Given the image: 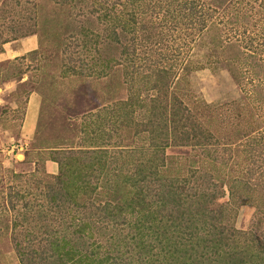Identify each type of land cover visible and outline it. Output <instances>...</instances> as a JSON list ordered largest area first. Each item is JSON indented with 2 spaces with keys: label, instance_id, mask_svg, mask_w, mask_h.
Instances as JSON below:
<instances>
[{
  "label": "trees",
  "instance_id": "obj_1",
  "mask_svg": "<svg viewBox=\"0 0 264 264\" xmlns=\"http://www.w3.org/2000/svg\"><path fill=\"white\" fill-rule=\"evenodd\" d=\"M45 6L67 8L73 24L79 23L68 35L80 36L82 50H96L98 78L116 66L145 75L147 82L153 77L148 86L163 89L148 100H140L137 90L110 110L121 118V131L134 106H145L143 128L133 119V132L148 131L150 138L144 160L132 154L141 149L127 146L51 148L56 173L36 165L6 192L7 234L19 263L264 264V139L250 130L234 133L222 107L190 101L179 76L168 91L174 73L155 65V24L162 16L190 41L210 23L209 60L238 83L246 84L249 72L256 78L250 89L260 93L264 36L245 43L237 33L264 26V0H0V44L36 34ZM105 49L116 55L98 59ZM138 50L144 72L134 63ZM238 136L246 137L242 144ZM170 145L189 150L168 153ZM243 204L253 212L246 227L237 228Z\"/></svg>",
  "mask_w": 264,
  "mask_h": 264
},
{
  "label": "rangeland",
  "instance_id": "obj_2",
  "mask_svg": "<svg viewBox=\"0 0 264 264\" xmlns=\"http://www.w3.org/2000/svg\"><path fill=\"white\" fill-rule=\"evenodd\" d=\"M166 7H170L168 11H173L172 6ZM163 11L164 9L160 12L161 16L166 14ZM67 12V8L65 12L62 7L53 12L45 6L41 9V27L36 33L37 48L18 55L11 51L8 52L9 57H0V264H20L7 234V214L10 211L5 201L6 192L14 191L12 186L16 183L22 184V175L33 171L36 165L44 168V163L50 160L48 157L57 156V153H50L48 149L106 144L110 150H114L116 146H127L128 150L132 147L135 150L141 149L132 154L137 155L138 160H144L151 147L148 131L133 132L136 125L134 120L143 128L141 122L144 120L145 106L140 110L134 106V120L127 116L130 125L121 131L117 125L121 118L110 110L121 98L125 99L137 90H140V100H148L147 97L160 94L163 88L148 86L153 77L148 78L147 82L145 75L141 78V73L133 72L130 75V72H124L121 67L116 66L106 76L98 78L96 50L92 47L88 51L82 50L80 36L68 35L75 29L78 31L79 23L74 25L70 12L65 15ZM52 13L55 18L51 17ZM88 26L96 28V24ZM209 26L210 23L194 41H190L178 25L162 16V20L155 24L158 30V57H153L157 60L155 65L168 68L172 75L174 73L168 91L175 89L173 84L179 76L182 86L192 93L187 96L190 101L194 98L198 104L222 107L219 112L228 118L229 124L236 130L234 133L250 130L251 135L257 134L256 139H264V95H259L264 93V78L259 86L262 90L258 93L255 86L250 89L256 78L249 72L246 74V84L240 80L238 83L228 69L210 61L207 51L210 50L213 34ZM263 28L260 24L236 33L247 43L250 38L256 41L264 36V32H261ZM17 39L0 44V53L4 54L7 44ZM99 52L102 57L97 54L98 59L116 55L114 49ZM137 53L138 55H134V63L140 66L142 72V63L146 60L141 57L139 50ZM259 57L264 62V55ZM32 91L37 92L41 99L35 128L25 136L22 124L27 98ZM232 127L230 131L233 133ZM238 137L237 143L242 144L246 139ZM188 147L170 145L165 150L177 154L188 152ZM255 165L251 164L252 167ZM224 196H227L226 189ZM252 212V206L240 205L235 219L236 227L245 228Z\"/></svg>",
  "mask_w": 264,
  "mask_h": 264
},
{
  "label": "crops",
  "instance_id": "obj_3",
  "mask_svg": "<svg viewBox=\"0 0 264 264\" xmlns=\"http://www.w3.org/2000/svg\"><path fill=\"white\" fill-rule=\"evenodd\" d=\"M36 48L37 36L36 34H30L8 43L5 49V53H0V57H9L8 52L11 51L15 53L14 55H18L24 52L34 50ZM40 99V95L35 91L30 92L28 95L24 112V120L22 124V131L25 136L31 134L35 128V122L38 112L37 108L39 106ZM44 168H46L47 172L56 173L57 163L51 159L47 160L44 163Z\"/></svg>",
  "mask_w": 264,
  "mask_h": 264
},
{
  "label": "built area",
  "instance_id": "obj_4",
  "mask_svg": "<svg viewBox=\"0 0 264 264\" xmlns=\"http://www.w3.org/2000/svg\"><path fill=\"white\" fill-rule=\"evenodd\" d=\"M13 151V148H11V152Z\"/></svg>",
  "mask_w": 264,
  "mask_h": 264
}]
</instances>
